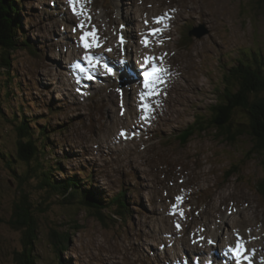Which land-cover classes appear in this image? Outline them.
I'll return each mask as SVG.
<instances>
[{
	"label": "rangeland",
	"instance_id": "obj_1",
	"mask_svg": "<svg viewBox=\"0 0 264 264\" xmlns=\"http://www.w3.org/2000/svg\"><path fill=\"white\" fill-rule=\"evenodd\" d=\"M91 1L93 3L83 6V12L94 9L106 37L118 43L120 51L122 46L125 57L129 52L130 58L127 59H133L131 63H135L137 81L124 83L114 76L116 68L111 67L110 59L115 63L121 61L119 64L124 59L121 54L112 58L109 53L112 50L84 51L76 58L75 50L79 46L91 48L94 45L91 42L92 45H86L79 37L85 36L90 41L96 37L94 30L82 27V16L77 14L75 5L69 0H28L22 5L27 14L24 30L29 40L40 48V58L31 57L29 49L22 47L17 51L14 68L22 84L24 81L31 83L29 88L33 95L38 96L33 85L41 90L40 95L45 99L40 105L54 99L64 106L65 112L56 118L67 126L63 132L56 131L50 137L53 142L47 158L54 160L64 156L62 163L66 170L79 169L78 165H81L83 176L85 171L93 173V180L97 182L94 188L100 199L105 200L107 196L125 190L131 219L128 218L126 223H113L107 218L102 223L91 213L74 207L76 205L62 203L44 212L39 219L37 209H40L38 204L42 197L36 183L31 185V190L16 183L0 163V264H15L16 254L23 247L21 230L10 225L22 190L29 194L27 198L32 211L35 206L32 213L37 217L39 229L33 244L34 255L39 256L37 264H59V259L66 264H212V259H205L208 244L204 245L200 236L217 233L219 237L210 243L214 245L212 249L224 255L225 251L220 248L221 240L230 235L232 222L243 228L244 239L240 238L239 228L235 235L239 243H245L246 247L244 243L241 246V255L245 254L248 260L241 258L236 261V255L233 256L234 252L232 254V249H229L233 256L231 261L237 264H245L243 261H246L248 264L253 257L264 264V242L257 250L248 248L247 244L256 240V235L264 237V193L259 190L260 184H264V156L250 155L253 143L245 135L228 142L214 130H207L192 135L187 143L177 138L196 115H209V106L221 93L217 90L222 86L223 74L236 64L241 51L250 48L264 51V0ZM132 1L136 2L138 10L131 11ZM162 2L166 8L162 13L163 27L152 23L141 38L147 43L152 39L150 35L155 33L152 30L161 29L163 35L157 36L155 42L163 51L156 56L155 63L144 53V60H137L141 51L134 47V40L141 39L137 30L140 24L137 19L132 21L129 31L132 30L134 38L128 39L125 13L137 16L143 8L147 13L153 12V8L161 6ZM188 27L204 34L199 38L190 36L188 45L181 48L180 41L184 39L181 30L184 32ZM63 36L68 39L64 43ZM146 60L151 63L148 69L155 65L160 76L151 89H145L144 70L139 69V63H146ZM75 62L77 71L72 68ZM62 64L63 69L60 67ZM105 64L112 69L111 72L107 71ZM19 79L16 74L12 84H17ZM5 87L11 89L0 82V110L3 113L0 117V146L8 144L13 148L16 137L6 118H10L20 105L17 104L20 91L16 93L17 100L12 95L7 98ZM11 108H14L13 112ZM5 112H8L7 117ZM50 113L40 106L39 116ZM233 164L238 171L235 169L232 174ZM229 171L231 173L226 177ZM136 191H140L139 196L134 193ZM175 194L183 197L188 221L196 220L198 212L193 210L194 207L209 212L207 220L203 215L200 223L187 227L186 235L179 237L195 242L199 249L202 248L201 253L193 251L185 255L188 249L177 241L181 230L172 225L168 220V208L164 209L166 204L173 208L170 204ZM42 206L46 204L43 202ZM65 211L73 212L75 217L68 218L63 214ZM220 214L227 221L223 223ZM210 216H217L219 225ZM231 216L233 219L228 223ZM122 224L127 227H122ZM51 230L69 232L67 248L62 256L61 252L55 253L54 239L58 245L60 240L52 236ZM168 256H174V259L169 260Z\"/></svg>",
	"mask_w": 264,
	"mask_h": 264
},
{
	"label": "trees",
	"instance_id": "obj_2",
	"mask_svg": "<svg viewBox=\"0 0 264 264\" xmlns=\"http://www.w3.org/2000/svg\"><path fill=\"white\" fill-rule=\"evenodd\" d=\"M24 3H26L25 0H0V74H3L0 82L5 81L4 85H9L11 88L7 90L5 87L7 98L12 95L17 100L16 93L20 91V102H17L20 105L17 110L13 112L14 108L10 109L13 112L10 118L7 117L9 111L4 113L16 139L13 148H9L8 144L0 146V163L16 183L26 188L30 187V190L31 185L36 183V189L42 197L38 204L40 209H37L39 219L44 212L62 203L76 205L74 207L91 213L102 223H105L107 218L113 223L117 221L126 223L128 218L131 219L132 212L125 197V190L111 197L107 196L105 200L100 199L98 191L94 188L97 182L93 180V173L85 171L83 176L79 169L66 170L62 163L66 158L64 156L54 160L47 158L52 149L53 141L50 137L54 132H63L66 129L67 125L56 118L65 111L64 106L54 99L40 105L45 99L40 95L41 90L35 89L33 85L38 96L33 95L31 92L33 90L29 88L31 83L24 81L22 84L14 68L17 51L22 47L29 49L31 57L36 59L39 57V48L29 40L24 30L27 24V14L22 8ZM181 35L184 38L181 40L183 46H187L191 39L187 29L184 32L181 30ZM185 39L187 41H184ZM14 72L18 75L17 84H12L16 77ZM34 82H36L35 77ZM220 87L217 92L221 93H218L216 101L209 106V115H196L194 121L178 134V140L187 143L192 135L204 133L207 130H214L218 136H222L228 142H234L245 135L253 143L250 155L264 156V51L253 48L243 49L241 57L236 59V64L224 72ZM21 93L25 95L24 98ZM7 105L9 109V104ZM40 106L43 109L47 108L51 113L39 116ZM2 114L1 112L0 117L3 116ZM5 138L7 140L6 136ZM232 167L233 170L237 168L234 164ZM231 172L229 171L226 177ZM260 185L258 189H262L264 193V184ZM137 193L135 194L139 195ZM28 195L25 194V190H22L19 203L16 204L14 219L10 222L12 228L21 230L23 251L21 250L19 254L15 253L16 264H37V258H39L34 255L33 244L38 237L39 228L36 222L37 217L32 213L35 211V206L33 205L32 211ZM43 202L46 204L45 207L42 206ZM63 214H67L68 218L75 217L73 212L65 211ZM62 215H60L61 219H63ZM122 227L127 226L122 224ZM50 233L53 237L59 238L60 244L58 245L54 239L53 245L55 253L61 252L62 256L67 248L69 232L57 233L51 230ZM51 240L53 241V238ZM58 263L66 264L62 259H59Z\"/></svg>",
	"mask_w": 264,
	"mask_h": 264
},
{
	"label": "bare ground",
	"instance_id": "obj_3",
	"mask_svg": "<svg viewBox=\"0 0 264 264\" xmlns=\"http://www.w3.org/2000/svg\"><path fill=\"white\" fill-rule=\"evenodd\" d=\"M123 0H121L122 2ZM136 1V0H135ZM135 1H132V7L130 8L131 11L132 9H135L138 10L139 7L136 6V2ZM93 3V1L91 0H77V2L75 3V8L77 11V14H80L82 16V19H83V28L85 27H88V29H92L94 30V34L96 37L95 39L93 38L92 41H90L91 43H93L94 45L91 47V48H86V47H82V46H79L75 52H76V58H77V55H79L80 53L82 52H98V51H107L106 49L108 50H112V51H107L110 53V55L113 57H116L118 56L119 54H121V56H124V53H123V49H122V46H121V51H120V48H118V43H114L112 40H110L108 37H106L105 35V31H104V28L102 29L101 28V25L99 22H98V18L96 17L97 16V12L93 9V10H90L88 11L86 14L83 12V9L84 5H89ZM141 3V2H140ZM151 3V1H150ZM123 5V3H121ZM67 5V3H66ZM134 5V7H133ZM148 5V3H147ZM159 5V4H158ZM55 6V5H54ZM84 6V7H83ZM128 6V5H127ZM164 4L162 2L161 6L159 7H156V8H153V12H148L143 9L140 10V15L138 14L137 16H132L131 17V14H129L128 12L125 13V24L127 25L128 27V30L126 29V37L130 40H133L134 36H133V33H131L132 30L129 31V27L132 25V21L134 19H137L138 23L140 24V27L138 26L137 30L139 32V37H144L146 35V29L151 27V24L154 23L155 25L154 26H157V27H163V16H162V13H164L166 11V8H163ZM88 7V6H87ZM98 7V6H97ZM48 8V7H47ZM66 8V7H65ZM90 8V6H89ZM148 8V7H147ZM49 9V8H48ZM150 9V8H148ZM147 9V10H148ZM71 11V9L69 10ZM81 11V12H80ZM195 11V9H194ZM67 12V11H66ZM197 12V11H196ZM69 13V12H67ZM74 13V12H73ZM147 13V15H146ZM191 13V11H190ZM75 14V13H74ZM136 14V13H135ZM39 15V14H38ZM71 15V14H70ZM191 15V14H190ZM194 15V14H193ZM192 16V15H191ZM49 17V16H48ZM76 17V16H75ZM70 18V17H69ZM159 18V19H158ZM190 18V17H189ZM46 19V18H45ZM76 19V18H75ZM173 19V17L171 18V20ZM152 20V21H151ZM174 20V19H173ZM51 22V21H50ZM141 28V29H140ZM133 29V28H132ZM158 31H155L154 34L150 35L152 36V39L150 41H148L147 43H145V39H136L134 40V47H136V49L140 50V56L141 58L138 57L139 60H142V53H144V55H149V57H152L154 59H151V62L155 63V60L158 59L156 58V56L158 55H161L162 53V49H160L159 47H157V44L155 42L156 40V37L159 36V35H163V31L159 28H157ZM79 31V30H78ZM80 32H82V30H80ZM123 32V31H122ZM107 33V32H106ZM58 36V35H57ZM51 37V36H50ZM81 37H84L85 36H81ZM79 37V39L81 38ZM93 37V36H92ZM121 38H122V35H121ZM63 40V43L66 42L68 39L67 37L65 38L64 36L61 38ZM77 39V38H76ZM86 39V38H85ZM84 41V40H83ZM98 41V42H97ZM43 42V41H42ZM57 43V42H56ZM144 43V44H142ZM76 45V44H75ZM78 45V44H77ZM92 45V44H91ZM86 46V45H85ZM144 47H148L147 49H144ZM180 47L181 48H184L182 42H180ZM69 50V49H68ZM65 51V50H64ZM70 51V50H69ZM72 52V51H71ZM126 53V52H125ZM57 54V53H56ZM68 55V54H67ZM71 57V56H70ZM126 57L127 58H130L129 57V52L127 51L126 53ZM123 59V58H122ZM137 59V60H138ZM118 60V59H117ZM144 60V59H143ZM53 61V60H52ZM69 62V61H68ZM110 62H111V67L112 68H116V76H119L121 79H123L124 81H133V80H136L137 79V72H136V66L135 64L131 63V59L130 60H127V59H124L122 64H119V63H115V61L111 60L110 59ZM108 63V62H107ZM57 65H59V63H57ZM134 65V67H133ZM75 66H76V63H73L72 64V68L73 70H75ZM148 64H144V67L147 68ZM60 67L65 68L64 65H60ZM69 69V68H68ZM71 71V69H69ZM76 71V70H75ZM58 72V71H57ZM114 72V70H113ZM72 73V72H71ZM70 73V74H71ZM144 73V71L142 72ZM19 75V74H18ZM142 75V74H141ZM88 77V76H87ZM90 77V76H89ZM102 80V79H101ZM87 81V80H86ZM106 82V81H105ZM135 82V81H134ZM2 83H5V81H2ZM125 83V82H124ZM139 83V82H138ZM105 84V83H104ZM103 84V85H104ZM105 86V85H104ZM157 91V90H156ZM152 92V91H151ZM154 92V91H153ZM158 92V91H157ZM162 92V91H160ZM138 94V93H137ZM156 94V93H155ZM163 94V93H161ZM159 95V94H157ZM133 99V98H132ZM158 102V101H157ZM151 103V102H150ZM155 103V102H154ZM149 105V104H148ZM150 106V105H149ZM156 106V105H155ZM158 107V106H157ZM152 108V107H150ZM155 111V110H154ZM133 114V113H132ZM139 113L136 114V116L138 115ZM128 115V114H127ZM131 116V115H129ZM128 116V117H129ZM121 117V116H120ZM130 118V117H129ZM133 118V117H132ZM140 119H142V117L140 116ZM120 120V119H119ZM134 120V119H132ZM135 121V120H134ZM129 123V122H128ZM121 124V123H120ZM125 124V123H123ZM134 124V123H133ZM136 124V123H135ZM142 125V124H141ZM119 126V125H118ZM123 126V125H122ZM144 126V125H143ZM120 127V126H119ZM129 127H131V124L129 123ZM68 128V127H67ZM117 128V126L115 127ZM143 128V127H142ZM123 129V128H122ZM121 130V129H120ZM131 130V128H130ZM119 133V132H118ZM121 134V133H120ZM128 134V133H127ZM112 135V134H111ZM122 137V136H121ZM122 139V138H121ZM131 165V164H130ZM78 168H79V171L80 170H83L82 166L81 165H78ZM135 170V169H134ZM84 171V170H83ZM81 172V171H80ZM83 174L85 172H82ZM125 178V177H124ZM139 185V184H138ZM132 190V189H131ZM136 190V189H135ZM170 190V189H169ZM174 190V189H173ZM179 190V189H178ZM133 191V190H132ZM126 192V191H125ZM131 192V191H130ZM140 192V191H139ZM174 192V191H173ZM184 192V190H183ZM138 194V193H137ZM178 194V193H177ZM185 194V193H184ZM187 194V193H186ZM170 198V197H169ZM222 198V197H221ZM129 199V198H128ZM136 199V198H135ZM185 199V198H184ZM222 202V201H221ZM220 203V202H219ZM222 204V203H221ZM173 208H169V205L166 204V207H164L165 211L166 209L168 208L167 210V214H168V220H170V222L172 223L173 226H177L179 227V229L181 230V234L180 236H178V239L177 241H180V244L182 246H184V248H187L191 253H193V251H196L198 253H201L202 251L200 249L202 248H198V245L193 242L192 240H187V239H184V238H179V237H182L185 234V232L187 231V227H192L194 226L193 224H197V223H200V219L203 218V215H204V218H206L207 220V217H209V212L207 211V209L205 210H200L198 207H194L193 210L197 211L198 214L195 215V221H188L187 220V212L186 210L184 209V202H183V197H181L180 195H176L172 197L171 199V204H170ZM235 205V204H234ZM209 206V205H208ZM213 206V205H212ZM219 206V205H218ZM150 208V207H149ZM209 208V207H208ZM213 208V207H212ZM211 208V209H212ZM215 208V207H214ZM228 208V207H227ZM214 210V209H213ZM212 213V212H211ZM224 213V212H223ZM221 216H223L222 214H220ZM231 214H229L230 216ZM213 218L212 221H215L216 222V225H219V220H217V216H210ZM241 217V215L239 216V218ZM242 218H245L242 216ZM233 219V216L229 217V220H228V223L229 221H231ZM205 220V221H206ZM225 217L223 216V223L225 222ZM197 221V222H196ZM211 221V222H212ZM227 221V220H226ZM211 222L209 223V225L211 224ZM208 225V224H207ZM212 225V224H211ZM214 225V224H213ZM215 225V227H216ZM227 225V224H226ZM225 225V226H226ZM171 226V225H170ZM198 226V225H197ZM222 226V224H221ZM194 228V227H193ZM239 228L240 230V238L244 239L243 236H242V232H243V228H241L238 223L236 224H233V222L231 223V231H230V235H228L227 238H222L221 240V246L220 248H222L225 253L224 255H222V253L219 251V250H214L212 249L213 248V244L211 245L210 242L212 241H216V238L215 237H219L218 234L216 233L215 235H212L210 234L209 236H212V237H209L208 235H203V236H200L201 238V241L204 243V245H206V243L208 244V248H207V252L208 253H205V259L210 261L212 259V262L213 264H217V262H219V264H234L231 259L233 258V256H235V253L233 254V256L231 257V254H229V249H236L237 246L239 245L240 247L243 245V243H239L238 240V236L236 237L235 235V232H236V229ZM192 229V228H191ZM190 229V230H191ZM196 229V228H195ZM198 229V228H197ZM201 229V228H200ZM172 231V229H169ZM194 230V229H193ZM206 230H209V228H207ZM215 230V229H214ZM175 231V230H174ZM195 231V230H194ZM199 231V230H198ZM238 231V230H237ZM179 232V231H178ZM191 232V231H190ZM248 232V231H247ZM171 233H174V232H171ZM194 233V232H193ZM203 233V232H202ZM260 233V232H259ZM191 234V233H190ZM244 234V233H243ZM221 235V234H220ZM193 236V235H192ZM191 236V237H192ZM196 236V235H195ZM198 236V237H199ZM257 238L256 240H251V241H248L247 244H248V248H252V249H255L257 250L259 247H261V244L264 242V237H260L258 235H256ZM255 236V237H256ZM164 237V236H163ZM190 237V236H189ZM159 239V238H158ZM164 240V239H163ZM169 240V239H168ZM139 242V241H138ZM169 242V241H168ZM201 244V243H199ZM203 245V244H202ZM244 246L246 247L245 243H244ZM178 247V246H177ZM176 248V247H175ZM173 248V249H175ZM179 249V248H177ZM183 249V248H182ZM204 249V248H203ZM137 250V249H136ZM205 250V249H204ZM161 252V251H160ZM247 254V253H246ZM251 254V252H250ZM166 255V254H165ZM209 257H207V256ZM245 256V254L241 255V258H243ZM226 259H225V258ZM237 258V257H236ZM239 258V259H241ZM172 259H174V256H172ZM238 259V258H237ZM238 259V260H239ZM219 260V261H218ZM222 260V261H220ZM225 260V261H224ZM250 261L252 264H260V262L258 261H255L253 257H250ZM182 262V261H181ZM245 262L246 264V261H243ZM168 263V262H167ZM249 264V262H248Z\"/></svg>",
	"mask_w": 264,
	"mask_h": 264
},
{
	"label": "snow or ice",
	"instance_id": "obj_4",
	"mask_svg": "<svg viewBox=\"0 0 264 264\" xmlns=\"http://www.w3.org/2000/svg\"><path fill=\"white\" fill-rule=\"evenodd\" d=\"M76 2H77V0H69V3L73 4V5H75ZM152 31L155 32V31H158V29H153ZM150 59H154V58H150ZM90 61H91V58H90ZM146 63H147V60H146ZM77 66L79 67V65H77ZM104 67L107 69V71H109V72L112 71V69L107 64H105ZM81 70L83 71L84 69L81 68ZM144 78H145L144 79L145 89H151L153 84L160 79V76L158 75V71H157V68L155 65H153L151 70H149L148 68L144 69ZM141 99L142 100L144 99L143 95L141 96ZM143 107H147V106L144 105ZM122 135H123V133H122ZM231 251L235 253V255L238 259L241 258V254H242L243 250L239 245L237 246L236 249H232ZM243 259L248 260V257L244 256ZM249 264H251V261H249Z\"/></svg>",
	"mask_w": 264,
	"mask_h": 264
},
{
	"label": "water",
	"instance_id": "obj_5",
	"mask_svg": "<svg viewBox=\"0 0 264 264\" xmlns=\"http://www.w3.org/2000/svg\"><path fill=\"white\" fill-rule=\"evenodd\" d=\"M199 30L196 28H193L192 30H190L189 34L192 36H196V37H201L204 33L203 32H198Z\"/></svg>",
	"mask_w": 264,
	"mask_h": 264
},
{
	"label": "clouds",
	"instance_id": "obj_6",
	"mask_svg": "<svg viewBox=\"0 0 264 264\" xmlns=\"http://www.w3.org/2000/svg\"><path fill=\"white\" fill-rule=\"evenodd\" d=\"M26 1L28 2V0H26ZM186 29H187V33H188V35H189V36H192V35L189 34V32H190V30H192L193 28L190 29V28L188 27V28H186ZM181 37H182V35H181ZM193 37H196V36H193ZM194 119H195V118H194ZM177 136H178V135H177ZM179 141H180V140H179ZM180 142H181V141H180ZM231 170H232V174H233V171H235V170H233V169H231ZM226 174H227V173H226ZM226 174H225V175H226ZM167 258H168L169 260H171V259H172V256H170V257L168 256ZM14 260H15V259H14ZM15 264H16V261H15Z\"/></svg>",
	"mask_w": 264,
	"mask_h": 264
}]
</instances>
